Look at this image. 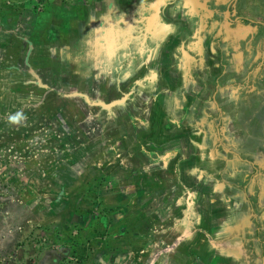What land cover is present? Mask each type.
<instances>
[{
  "label": "rangeland",
  "instance_id": "374dc122",
  "mask_svg": "<svg viewBox=\"0 0 264 264\" xmlns=\"http://www.w3.org/2000/svg\"><path fill=\"white\" fill-rule=\"evenodd\" d=\"M161 1L0 0V264H264V0Z\"/></svg>",
  "mask_w": 264,
  "mask_h": 264
},
{
  "label": "flooded vegetation",
  "instance_id": "af4514ba",
  "mask_svg": "<svg viewBox=\"0 0 264 264\" xmlns=\"http://www.w3.org/2000/svg\"><path fill=\"white\" fill-rule=\"evenodd\" d=\"M159 1V0H158ZM230 6H231V4H229L228 5V7H227V10H226V17L227 18H229L230 20H231V18H230V12H231V9H230ZM154 8H155V6H154ZM156 9V8H155ZM158 11V10H157ZM197 12H198V10H197ZM154 18L155 17H157V16H153ZM250 19V18H249ZM238 20V19H237ZM248 22H250L252 25L254 24V22H258V21H255V20H252V19H250V20H248ZM258 24H259V26H261L262 28H264V20L263 21H259L258 22ZM211 25V23H208V26H210ZM207 27V26H206ZM209 28V27H208ZM207 28V30H209ZM205 30V29H204ZM202 28H201V30L200 31H198L199 33H202L203 31H204ZM235 32H237V33H240V32H243V30L242 29H240V30H236ZM254 38H255V36H254ZM253 39V38H252ZM254 40V39H253ZM205 42V41H204ZM210 46V44L209 45H205V43H203V39H202V41L200 42V41H198V39H196L193 43H192V46H191V49H192V51H194L195 52V55L199 58V60L200 61H198V62H196V64H195V66H194V71L195 72H193L192 73V76H195L196 75V73H197V70H199V69H201V65H206V63L205 62H203V56L206 54V50H207V48ZM254 53H256L255 52V50L253 51V55H254ZM252 56V55H251ZM198 67V68H197ZM187 76L189 77V75L187 74ZM220 186H222V184H219Z\"/></svg>",
  "mask_w": 264,
  "mask_h": 264
},
{
  "label": "water",
  "instance_id": "95a60500",
  "mask_svg": "<svg viewBox=\"0 0 264 264\" xmlns=\"http://www.w3.org/2000/svg\"><path fill=\"white\" fill-rule=\"evenodd\" d=\"M158 2V1H157ZM156 2V5H155V7L156 8H158L159 6H160V4L162 3V1L160 0L158 3ZM158 10V9H157ZM126 101V99L125 98H121V99H118V100H116V101H113V102H111V103H108V104H106V103H101L105 108H110V107H112V106H114V105H117V104H122V103H124ZM99 104H100V102H99ZM100 104V105H101Z\"/></svg>",
  "mask_w": 264,
  "mask_h": 264
},
{
  "label": "crops",
  "instance_id": "0c3cea01",
  "mask_svg": "<svg viewBox=\"0 0 264 264\" xmlns=\"http://www.w3.org/2000/svg\"><path fill=\"white\" fill-rule=\"evenodd\" d=\"M42 5H40V7H41ZM39 19H40V16H39V14H37V19L35 20L36 21V23L35 24H37L38 26H39V24H40V21H39ZM41 19L43 20V22H44V18L41 16ZM51 22L53 23L54 21L51 19ZM42 24V23H41ZM45 24V23H44ZM156 26V25H155ZM249 215V217H250V215L251 214H248ZM240 223V222H239ZM241 224V223H240ZM237 228H238V226L237 225H233L232 227H231V231L233 232V231H237Z\"/></svg>",
  "mask_w": 264,
  "mask_h": 264
},
{
  "label": "clouds",
  "instance_id": "9594fccd",
  "mask_svg": "<svg viewBox=\"0 0 264 264\" xmlns=\"http://www.w3.org/2000/svg\"><path fill=\"white\" fill-rule=\"evenodd\" d=\"M158 1V0H157ZM156 5V3L154 4V6ZM156 8V7H155ZM156 10H157V8H156Z\"/></svg>",
  "mask_w": 264,
  "mask_h": 264
},
{
  "label": "bare ground",
  "instance_id": "6f19581e",
  "mask_svg": "<svg viewBox=\"0 0 264 264\" xmlns=\"http://www.w3.org/2000/svg\"><path fill=\"white\" fill-rule=\"evenodd\" d=\"M159 1H160V0H159ZM159 1H158V2H159ZM158 2H157V3H158Z\"/></svg>",
  "mask_w": 264,
  "mask_h": 264
}]
</instances>
